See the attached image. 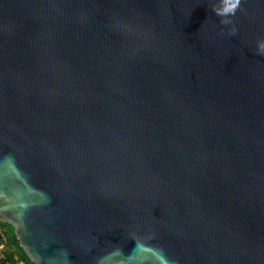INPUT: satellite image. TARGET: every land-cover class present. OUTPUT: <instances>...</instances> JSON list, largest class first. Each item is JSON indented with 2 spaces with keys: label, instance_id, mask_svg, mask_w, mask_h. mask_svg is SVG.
Wrapping results in <instances>:
<instances>
[{
  "label": "water",
  "instance_id": "95a60500",
  "mask_svg": "<svg viewBox=\"0 0 264 264\" xmlns=\"http://www.w3.org/2000/svg\"><path fill=\"white\" fill-rule=\"evenodd\" d=\"M0 220L35 264H264V0H0Z\"/></svg>",
  "mask_w": 264,
  "mask_h": 264
},
{
  "label": "trees",
  "instance_id": "16d2710c",
  "mask_svg": "<svg viewBox=\"0 0 264 264\" xmlns=\"http://www.w3.org/2000/svg\"><path fill=\"white\" fill-rule=\"evenodd\" d=\"M0 264H35L19 243L14 227L0 220Z\"/></svg>",
  "mask_w": 264,
  "mask_h": 264
}]
</instances>
